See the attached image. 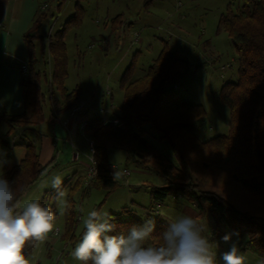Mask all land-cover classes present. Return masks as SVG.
Returning <instances> with one entry per match:
<instances>
[{
  "label": "trees",
  "instance_id": "1",
  "mask_svg": "<svg viewBox=\"0 0 264 264\" xmlns=\"http://www.w3.org/2000/svg\"><path fill=\"white\" fill-rule=\"evenodd\" d=\"M50 1V0H49ZM76 0L75 14L54 33L37 34L49 16L48 6L39 8L31 27L24 34L27 50V73L21 81L24 89V109L20 114L3 112L2 120L9 132L17 127L35 126L45 121V98L51 97V122L63 112L70 111L78 102L81 90L69 89V56L66 35L69 29L82 25L85 9ZM150 0L145 1V6ZM66 0H60V12ZM220 19L240 55L238 79L221 87L218 98L230 109L229 132L202 140L196 133V122L207 117L201 104H191L175 90L184 75L191 72V62L178 51L164 44L144 75L131 79L138 52L122 77L123 104L120 124L112 120L89 119L83 129L93 141L94 163L97 175L90 181L91 188L102 189L108 197L122 186L112 172L110 149L124 150L126 162L151 169L164 179V184L145 183L152 198L145 217L124 207L112 213L116 230L109 235L127 233L133 226H142L147 216L155 221L151 243L167 228L168 221L156 214L158 207L170 196H184L198 210V218H214L213 245L228 227L238 236L241 250H249L264 259V0H241L234 12L232 5ZM122 20L121 15L112 24ZM39 65L43 67L39 68ZM47 84V94L43 83ZM111 93V92H110ZM66 102V103H65ZM152 131L159 133L161 144L167 142L175 159L164 154L148 140ZM165 145V144H164ZM167 146V145H166ZM55 163L43 166L34 143L26 145L24 158L7 169L0 178L15 181L18 198ZM62 187V185H61ZM77 185L67 197L65 228L61 239L76 245L83 232L76 233L77 218L74 194ZM48 202V194L40 203ZM56 205L50 209L57 216ZM46 207V206H45ZM84 231V230H83Z\"/></svg>",
  "mask_w": 264,
  "mask_h": 264
},
{
  "label": "rangeland",
  "instance_id": "2",
  "mask_svg": "<svg viewBox=\"0 0 264 264\" xmlns=\"http://www.w3.org/2000/svg\"><path fill=\"white\" fill-rule=\"evenodd\" d=\"M59 1L49 2L48 14L53 13V16L50 14L53 21L47 33L61 29L66 20L75 14L76 0H66L60 12L57 10ZM122 3L133 5L129 17L132 22L120 24L122 27L112 23L105 26V17L116 16ZM229 3H235L232 7L234 12H237L236 8L241 0H150L147 6L144 5L143 0H85L82 2L85 9L82 25L79 28L69 29L66 35L69 56V79L66 84L71 89L78 87L82 91L81 99L86 102L88 115L92 118L101 117L100 110L104 106L109 108L110 104H114L119 110L124 98L122 77L131 65L134 55L138 52L131 79L143 75L167 43L171 50L178 51L182 57L191 62V72L181 77L175 90L187 102L201 104L208 112L205 119L196 122V133L202 140L227 134L230 109L220 101L218 93L224 83L238 79L240 67V55L233 40L220 25L221 16L226 13ZM173 22L176 26H173ZM111 26L112 28L114 26V29ZM106 110L103 114L110 115L109 110ZM75 121L78 119L75 118ZM82 132L83 130L78 138L74 137L67 144H62L61 150L68 160L71 150L76 152L72 144L82 151L80 160H89V155L92 154L91 147L88 137ZM157 135H159L157 131H152L146 138L164 154L169 155V152L172 154L168 143L164 141L161 144ZM172 158L175 159L173 154ZM110 160L116 168V173H119L115 177L122 186L108 197L104 190L91 187L87 189L90 191L86 196L74 195L78 220L77 234L83 232V220L93 209L105 210L112 214L129 207L136 215L145 217L152 198L148 188L142 184L152 183L159 186L164 184V179L151 169L141 167L134 162H126L124 150L111 149ZM91 165L90 159V167ZM61 167L62 165L59 164L57 170H53V177L60 176L57 171ZM70 174L61 177L62 181ZM39 183L41 181L38 185ZM52 193L57 195L56 190L51 189L47 193L48 200ZM64 193V197L56 200L55 206L57 210L55 223L60 227L66 222V207L63 205L67 203L68 192L65 190ZM189 210L195 213L198 221L204 225L203 235L209 239L214 226L213 216L208 215L205 219H199L197 208L184 196L168 197L158 207L156 214L168 221ZM231 232L233 231L230 227L226 228L212 245L216 259L229 250L230 244L225 243L222 237ZM239 239L245 241L247 236L232 237L233 241L238 242ZM62 244H60L61 248ZM74 247L75 245L69 244L67 249L63 248L61 256L57 255V250L53 251L52 256L46 258L48 264H81L71 255ZM238 247L241 251L239 243ZM67 257L71 258L67 259Z\"/></svg>",
  "mask_w": 264,
  "mask_h": 264
},
{
  "label": "crops",
  "instance_id": "3",
  "mask_svg": "<svg viewBox=\"0 0 264 264\" xmlns=\"http://www.w3.org/2000/svg\"><path fill=\"white\" fill-rule=\"evenodd\" d=\"M143 1L145 5L146 0ZM47 2L50 1L0 0V163H2V166H0V175L7 169L17 165L24 158L26 154V145L30 142L35 144L39 154V161L43 166L55 159L54 165L27 189L21 198L22 202L32 200L41 201L46 192L48 193L53 189L51 187V180L54 178L53 170H57L59 164H61L62 167L57 173L60 174L61 177L71 173L62 183V190L63 192L65 190L68 192L67 196L70 190L77 185H79V187L74 194L76 197L79 195L86 196L90 191L87 189L91 187L90 182H88V172L92 154L91 156L89 155L88 161L80 160V154L82 151L77 148L75 144H72V147L76 149V152L72 149L68 160V158L64 156V152L61 150L63 149L61 147L62 144H67L74 139V137L78 138L81 130H83L84 134L87 136L86 131L83 129V125L87 120L95 119L88 115L89 110L86 107V102L81 99L82 91L77 104L73 107L75 108L78 106L80 107V110L74 116L72 115L73 108L68 112H63L56 121L60 122L62 126V130L59 131L61 136L57 135L55 131L56 122H51L50 120L51 97L48 95H46L44 107L46 119L40 124L35 126L26 125L17 127L12 132H9V126L1 118V114L5 111L10 114H20L23 112L24 89L21 85V81L27 73V67L25 65L27 60V50L24 44V34L31 27L39 8ZM132 7V4L122 3L116 16L111 17L110 15H107L105 17V26H109V23H112V19L116 18L118 15H121L122 17L121 21L120 19L116 21L118 27H122V25L132 22L130 21L131 18H129L131 17L130 9H132ZM50 14L53 16V13ZM50 14L37 31L38 34H47L51 21H53ZM180 16H182V14H180ZM172 24L173 26H176L175 22ZM112 29H114V26ZM181 29L183 30L182 27ZM41 67H43V65H39V68ZM47 87L46 82H44L43 90L46 94ZM69 89L71 90V88ZM109 106V108H107V106H104L103 108L108 109L110 115L107 116L100 110L102 116L96 119L106 120V117H108V119L119 117L121 108L117 110L114 104H110ZM75 118L78 119V121H75ZM81 121H83V123L80 124ZM88 141L89 146L92 148V140L89 137ZM112 172L114 174L116 173V168L113 164ZM125 172L129 174L127 169H125ZM40 181L41 183L38 185V182ZM58 198V195L53 193L50 194L49 200L44 206L50 208L53 203L56 205V200ZM56 225L59 234H56L57 231H54L50 234L49 241L42 244L32 245L26 249L25 255L30 260V264H48L46 258L51 257L53 251L57 250V255L61 256L60 254L63 248L67 249L70 243H65L61 239V236L64 233L65 223L61 227L58 226V224ZM61 243H63L62 248L60 246ZM240 252L246 257V264H258L261 260L260 257L249 250H241ZM69 258L71 257H67V259ZM216 264H224L222 257L216 259Z\"/></svg>",
  "mask_w": 264,
  "mask_h": 264
},
{
  "label": "clouds",
  "instance_id": "4",
  "mask_svg": "<svg viewBox=\"0 0 264 264\" xmlns=\"http://www.w3.org/2000/svg\"><path fill=\"white\" fill-rule=\"evenodd\" d=\"M62 183L59 175L51 180L58 197L65 195ZM14 184L15 181L0 178V264H30L26 249L50 240V234L58 231L56 216L39 200L22 202ZM63 206L67 207V203ZM113 221L108 211L88 212L83 220L82 238L71 251L72 257L81 264H216L212 244L203 235L204 225L191 210L168 220L156 243H150L155 229L151 216L127 233L109 235L117 227ZM233 235L239 234L231 232L222 237L230 244L229 250L222 253V260L224 264H246ZM258 264H264V259Z\"/></svg>",
  "mask_w": 264,
  "mask_h": 264
},
{
  "label": "built area",
  "instance_id": "5",
  "mask_svg": "<svg viewBox=\"0 0 264 264\" xmlns=\"http://www.w3.org/2000/svg\"><path fill=\"white\" fill-rule=\"evenodd\" d=\"M44 6H47V3H45ZM79 110H80V107H75V109L72 110V115H74L75 112H78ZM101 111L103 113H105L107 110H106V108H102ZM110 120H112L116 124H120V119L118 117L106 119L104 121H110ZM83 127H84V125H83ZM92 143H93V141L91 142V145H92ZM91 151L93 154V152H94L93 145H92ZM91 161H92V165L89 168V172H88V182H90L98 173V170H97L96 165H95L94 160H93V156L91 157ZM56 234H59V231H57Z\"/></svg>",
  "mask_w": 264,
  "mask_h": 264
},
{
  "label": "water",
  "instance_id": "6",
  "mask_svg": "<svg viewBox=\"0 0 264 264\" xmlns=\"http://www.w3.org/2000/svg\"><path fill=\"white\" fill-rule=\"evenodd\" d=\"M60 130H62V126H61L60 122H56V124H55V131H56L57 135H59V136H61L59 134V131Z\"/></svg>",
  "mask_w": 264,
  "mask_h": 264
}]
</instances>
